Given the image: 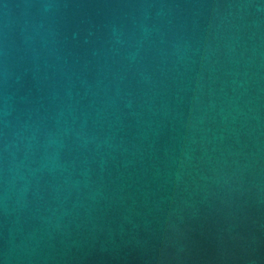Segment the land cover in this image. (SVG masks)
Returning <instances> with one entry per match:
<instances>
[{
	"label": "water",
	"instance_id": "water-1",
	"mask_svg": "<svg viewBox=\"0 0 264 264\" xmlns=\"http://www.w3.org/2000/svg\"><path fill=\"white\" fill-rule=\"evenodd\" d=\"M0 264H264V0H0Z\"/></svg>",
	"mask_w": 264,
	"mask_h": 264
}]
</instances>
